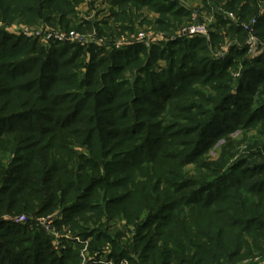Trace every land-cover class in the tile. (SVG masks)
<instances>
[{
    "label": "trees",
    "instance_id": "1",
    "mask_svg": "<svg viewBox=\"0 0 264 264\" xmlns=\"http://www.w3.org/2000/svg\"><path fill=\"white\" fill-rule=\"evenodd\" d=\"M82 1L0 0V20L70 29ZM106 1L112 21L97 28L108 37L148 22L145 12L158 14L151 23L164 31L190 17L181 0ZM200 2L215 10L209 39L149 48L53 43L45 51L0 29V264H81L70 245L58 254L46 233L11 219L56 209L57 225L90 238L91 251L107 243L112 259L132 264H234L264 252V48L243 58L241 25L254 16L264 44V12L257 0ZM226 34L239 43L216 58ZM189 164L195 175L184 171Z\"/></svg>",
    "mask_w": 264,
    "mask_h": 264
},
{
    "label": "rangeland",
    "instance_id": "2",
    "mask_svg": "<svg viewBox=\"0 0 264 264\" xmlns=\"http://www.w3.org/2000/svg\"><path fill=\"white\" fill-rule=\"evenodd\" d=\"M258 3V11L259 14L264 12V1L263 0H257ZM182 4L190 9V17L189 20L180 25L176 26L170 30H160L152 25V21L154 18L158 16V14L153 13V12H145L144 15L148 19V22L146 23H136L134 30L133 31H125L121 34L113 33L112 36L108 37L109 35H101L98 32V27L101 28V21H108L111 22L112 20L109 18V12L111 11V7L108 4L106 0H83L80 4L77 5L76 9V19L70 20L69 23L67 24L70 29H65L62 24L56 23V24H48L42 20H37L32 23L25 22L22 19H16L14 21H11L10 23L4 22L0 20V29L10 33L11 35L14 36H21L30 40H34L37 42V44L42 47L45 51H48L53 43H65L63 41H58L55 39H51L48 37V34L51 33H65L69 34L71 32H74L76 37L73 38V40H69L66 43H70L72 45H79L83 47H89L90 45H96L100 47L102 45L103 47L105 46V49L108 50L110 47H114L115 42L131 37L134 35H138V33L143 32L146 34H156V35H162V36H168V35H174L180 31H182L184 28L193 25V24H205L207 27V33L200 36H195V37H202L209 39L210 37V31H214V25L216 22V17L214 16V11H207L202 7V4L200 0H181ZM113 10V9H112ZM218 13L222 15V17L229 19L230 21H233L235 23H238L236 19L235 13L232 11H228L229 13H232L233 17H228L226 13L222 10H218ZM255 17L253 16L248 22H241V25L247 30V37L245 39V43L247 45V52L243 56V58L251 59L252 57H255L256 55H259L262 51V48H264V44L255 36L254 32V25H255ZM87 22V23H86ZM76 26H79L81 29L77 30ZM40 32V36H35L36 32ZM223 34H225L223 30ZM160 36V37H162ZM76 39L82 40V44L75 42ZM234 43H239L237 39H231L229 36L224 37L223 42H219V44L214 47L213 50V56L216 58H223L228 54L229 47L231 44ZM165 43L163 41L157 42L156 44H162ZM108 44L109 46H106ZM154 45V44H152ZM129 46V45H128ZM151 46V45H150ZM150 46H145L149 48ZM117 50V49H116ZM88 55V53H87ZM242 58V59H243ZM159 65H163V62H159ZM241 69V62H238L237 67L235 69H230L231 77L233 78V82L239 77ZM84 70V69H83ZM204 91L207 92L205 89ZM251 133H254V131H251ZM231 137H237L240 138L241 135L239 132H234L232 133ZM224 140L220 139L217 143L213 145V148L208 150L207 155L210 157L209 160H215V158L218 157L220 153V146L223 144ZM79 151H82L87 154V151L85 149H79ZM194 166L193 164L185 165L183 167L184 171H186L190 175H195L196 172L193 170ZM21 215H26L30 218V221L26 223L28 228L32 231H42L43 229H39L34 227L35 226V220L38 218L42 217H48V216H53L55 218H61L62 214L59 213V211L54 210L50 212L47 215H39L35 216L32 215V213L28 211H22L14 214V217L21 216ZM57 220H55L51 225H53L56 228V231L58 232V237L56 238H50L51 240L59 242L58 244V249L55 250V248L52 245L53 249L59 254L60 251L66 247L67 245H70L71 248L75 251H77L78 256L80 258V263H83L84 258H91V257H98L100 259H108L112 263L115 264H132L127 258H122L119 260H114L110 257V254L112 253V247L109 246V244H104L103 247L99 246L97 247L95 251H91L89 249V239H82L78 234H73L70 232L68 227H65V225H57L56 223ZM102 225H109L111 229L113 230H122L124 227V220H119L114 218L113 220L109 221L106 218H102L100 220ZM106 223V224H104ZM128 227L131 228V225H127ZM100 227V226H99ZM103 228V227H102ZM112 232V230H110ZM45 233V231H43ZM72 240V241H70ZM56 243V242H55ZM130 249H133V246H129ZM129 253V252H128ZM127 253V254H128ZM135 257L134 260L136 261L137 257ZM138 260V259H137ZM259 261H264V252L263 253H254L251 254V256H247V258L242 259L241 261L238 260L234 264H257Z\"/></svg>",
    "mask_w": 264,
    "mask_h": 264
},
{
    "label": "built area",
    "instance_id": "3",
    "mask_svg": "<svg viewBox=\"0 0 264 264\" xmlns=\"http://www.w3.org/2000/svg\"><path fill=\"white\" fill-rule=\"evenodd\" d=\"M228 17H233L232 13H226ZM207 33V27L205 26V24H193L190 25L186 28H184L182 31L174 34V35H168V36H162V35H156L154 33H150V34H146L143 32L138 33V35H134L131 37H127V38H123L117 42H115L114 44V49H121L124 48L128 45L131 44H142L144 46H150L152 44H156L157 42H167V41H172L175 40L177 38H181V37H186V38H192L195 36H202L204 34ZM35 36H40V32H36ZM77 35L74 34V32H71L69 34H65V33H51L48 34V37L51 39H55L58 41H63V42H68L69 40H73L74 37H76ZM162 36V37H160ZM75 42L81 43L82 44V40L80 39H76ZM14 222L19 223V224H26L27 222L30 221V218L26 215H21V216H17V217H12L11 218ZM56 220L55 217L53 216H48V217H42V218H38L35 220V226L36 228H38L37 230H39L40 228L43 229L42 231H45V233L49 236V238H56L58 237V232L56 231V228L51 225V223H53ZM40 229V230H41ZM53 247L55 248V250L58 249V244L59 242L51 240ZM56 242V243H55ZM82 264H115L112 263L110 260L108 259H100L96 256L91 257V258H84L83 263ZM257 264H264V261H259Z\"/></svg>",
    "mask_w": 264,
    "mask_h": 264
}]
</instances>
